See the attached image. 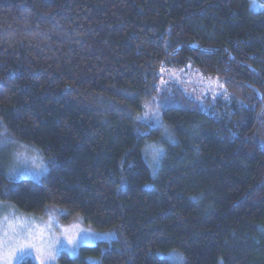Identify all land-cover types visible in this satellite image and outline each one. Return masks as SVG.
<instances>
[{"label":"trees","instance_id":"obj_1","mask_svg":"<svg viewBox=\"0 0 264 264\" xmlns=\"http://www.w3.org/2000/svg\"><path fill=\"white\" fill-rule=\"evenodd\" d=\"M162 66L218 76L230 97L208 110L161 91ZM0 134L49 161L11 181L0 155L1 199L116 232L60 264H264V7L250 0H0Z\"/></svg>","mask_w":264,"mask_h":264},{"label":"rangeland","instance_id":"obj_2","mask_svg":"<svg viewBox=\"0 0 264 264\" xmlns=\"http://www.w3.org/2000/svg\"><path fill=\"white\" fill-rule=\"evenodd\" d=\"M263 2L250 0L254 10L263 9ZM158 80L161 91L175 85L208 110L219 99L227 101L230 97L221 78L205 75L192 66H162ZM146 114L144 122L151 126L159 124L158 109L148 108ZM158 154V147H146V155L153 164ZM0 155L6 164L5 175L11 181H38L49 170V161L37 146L9 135L0 134ZM115 235L113 230H98L87 224L81 215L66 220L64 209L56 204H47L43 211L25 212L0 198V264H18L24 258L36 264H60L61 252L74 256L81 245L109 241Z\"/></svg>","mask_w":264,"mask_h":264}]
</instances>
